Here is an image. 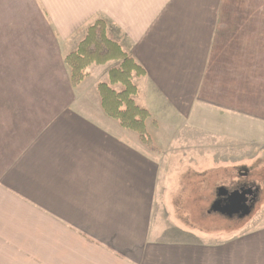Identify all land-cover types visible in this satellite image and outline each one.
<instances>
[{"label": "crops", "instance_id": "crops-1", "mask_svg": "<svg viewBox=\"0 0 264 264\" xmlns=\"http://www.w3.org/2000/svg\"><path fill=\"white\" fill-rule=\"evenodd\" d=\"M18 6L21 20L29 11L36 31L62 51L69 88L53 112L46 109L47 121L25 124L16 153L0 170V264H264V225L212 232L178 225V207L162 209L161 153L112 121L98 98L90 104L92 90L82 91L87 78L104 79L115 61L89 66L76 88L64 62L87 28L105 19L146 71L133 79L136 103L151 114L146 125L212 111L224 115L226 127L246 120L264 130V0H21ZM94 82L96 96L106 81ZM216 128L212 137L214 126L203 125V159L224 167L243 159L233 150L238 144L224 142L223 127Z\"/></svg>", "mask_w": 264, "mask_h": 264}, {"label": "rangeland", "instance_id": "rangeland-1", "mask_svg": "<svg viewBox=\"0 0 264 264\" xmlns=\"http://www.w3.org/2000/svg\"><path fill=\"white\" fill-rule=\"evenodd\" d=\"M20 1L0 0V170L16 153L14 144L24 134L20 130L26 128L25 124L47 121L51 114L46 113V109L53 112V107L63 102V93L69 88L66 67L59 60L63 56L62 51L52 43L51 38L47 41L44 33L36 31L38 24L29 11L25 10L21 15L34 25L21 20ZM107 24L108 34L110 32L112 38H117L123 47V35L111 23ZM37 34L41 37L38 38ZM117 62L112 65H118ZM97 76L84 80L86 84L82 88L88 96L92 90L89 99L94 105L98 104L100 96L97 90L96 96L94 93L96 82H90L99 79L109 82L108 73L104 79L100 78L101 75ZM115 87L122 88L121 85ZM223 122L224 115L218 117L212 111L205 114L193 111L188 119H171L169 123L161 124L154 121L147 125V134L152 140L147 148L161 153L165 168L162 209L170 211L178 207L176 216L179 218L175 220L178 225L190 222L212 232L226 233L264 225V130L246 120L238 121L236 126L227 121V127ZM205 124L214 126L208 131L212 137L220 132L215 127H223V141L230 143L234 140L238 146L233 150L244 158L226 163L227 168L218 162L203 159L206 150L203 142ZM129 133L137 137L135 133ZM193 141L200 144L193 146ZM226 147L231 149L230 145ZM245 182L259 189L250 214L230 217L211 211L218 186L226 184L232 189ZM184 214L185 219L181 217Z\"/></svg>", "mask_w": 264, "mask_h": 264}, {"label": "trees", "instance_id": "trees-1", "mask_svg": "<svg viewBox=\"0 0 264 264\" xmlns=\"http://www.w3.org/2000/svg\"><path fill=\"white\" fill-rule=\"evenodd\" d=\"M109 61H118L119 64L109 70V82L98 84L101 107L108 117L116 120L123 129L135 133L139 141L148 147L152 140L147 134L146 123L151 114L136 103L138 87L133 80L145 76L146 71L117 40L109 36L106 20H95L87 28L76 50L64 59L75 88L88 75L89 66L104 65ZM117 85L122 88L117 89Z\"/></svg>", "mask_w": 264, "mask_h": 264}, {"label": "water", "instance_id": "water-1", "mask_svg": "<svg viewBox=\"0 0 264 264\" xmlns=\"http://www.w3.org/2000/svg\"><path fill=\"white\" fill-rule=\"evenodd\" d=\"M258 188H241L229 191L226 187L218 188V199L211 205V211L220 212L227 216H234L238 214L245 216L250 214L253 206L248 204L247 194H253V198L257 197ZM251 199V200H252ZM226 201L223 203V201Z\"/></svg>", "mask_w": 264, "mask_h": 264}, {"label": "flooded vegetation", "instance_id": "flooded-vegetation-1", "mask_svg": "<svg viewBox=\"0 0 264 264\" xmlns=\"http://www.w3.org/2000/svg\"><path fill=\"white\" fill-rule=\"evenodd\" d=\"M241 188H246V189H248V188H252V189H256L257 187H255V186H253V184H251V183H241L239 186H237V187H234V188H232V189H228L229 191H231V190H237V189H241ZM258 192H259V189H258ZM257 192V193H258ZM258 195V194H257ZM219 197H218V190L216 191V196H215V199H214V201H213V203L218 199ZM253 198V194H247V199H248V204L249 205H252L253 206V204H254V201H255V199H252ZM252 199V200H251ZM226 201L224 200L223 201V203H225ZM233 217V216H232Z\"/></svg>", "mask_w": 264, "mask_h": 264}]
</instances>
